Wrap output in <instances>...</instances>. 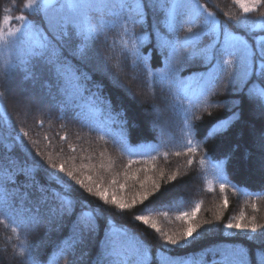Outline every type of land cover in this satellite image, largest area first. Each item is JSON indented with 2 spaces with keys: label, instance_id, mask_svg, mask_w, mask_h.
I'll return each instance as SVG.
<instances>
[{
  "label": "trees",
  "instance_id": "1",
  "mask_svg": "<svg viewBox=\"0 0 264 264\" xmlns=\"http://www.w3.org/2000/svg\"><path fill=\"white\" fill-rule=\"evenodd\" d=\"M27 2L0 0V20L26 16L44 31L63 61L91 79L75 89L66 86L46 58L33 56V48L0 50V168L5 170L0 172V264H130L145 246L151 264H158L160 250L184 264H258L264 254V107L249 93L264 87V77L246 74L243 54L226 47L225 28L255 49L257 40L264 39V27L255 30L252 22L264 26V0L250 15L234 0H175L179 7L170 20L159 4L144 0L145 21L135 25L126 24V10L116 14L120 0H91L86 5L100 9L91 16L100 34L87 42L71 28L67 34L50 30V22L62 21L54 10L59 3L45 15L25 11ZM193 4L202 6L194 19ZM207 14L215 18L217 29L211 23L205 28ZM67 17L86 26L84 9ZM197 35L199 39L185 45ZM82 43L84 59L78 52ZM6 59L12 65L7 74ZM226 60H232L230 67ZM208 70L213 72L206 84L192 89L197 75ZM36 84L49 94L50 105L45 100L16 106L12 87ZM214 125L217 130L209 135ZM68 146L74 153L66 152ZM257 146L262 152L255 151ZM255 155L262 160L260 174L251 162ZM26 157L28 163L35 157L50 171L75 161L74 175L86 186L105 190L109 199L135 198L136 204L123 212L103 206L70 181L92 206L107 208L105 216L115 221L116 231L106 237L101 219L96 234L63 254L60 242L69 236L75 215L65 217L62 225L50 222L51 201L40 203L38 186L15 171L7 174L10 161L23 164ZM37 179L45 183L42 174ZM145 191L151 195L141 204L139 194ZM152 201L157 203L145 209ZM197 205L191 245L167 244L166 236L179 237L188 227L189 221L178 217ZM141 214L160 231L135 219ZM34 217L41 222L33 223ZM237 222H254L257 230L226 227ZM21 249L26 250L21 254Z\"/></svg>",
  "mask_w": 264,
  "mask_h": 264
},
{
  "label": "snow or ice",
  "instance_id": "2",
  "mask_svg": "<svg viewBox=\"0 0 264 264\" xmlns=\"http://www.w3.org/2000/svg\"><path fill=\"white\" fill-rule=\"evenodd\" d=\"M234 3L238 5L245 14H247L255 11L262 3V0H234ZM54 4L55 0H28L24 7L25 11L31 12L33 14L44 12L45 15H47V10L50 7H53ZM156 4L160 5V10L165 13L166 18L169 20L174 17L176 9L179 7L175 0H153V6ZM67 7L73 12L79 9H84L86 26L81 28L75 19L65 17L58 24H52L50 22V30H56V28H59L63 34H67L69 28H71L74 34L81 37L84 42L89 40L95 41L100 33L91 23V16L93 12L99 11L100 9H98L95 5H81L72 2H69ZM104 7L107 8L108 6L105 5ZM144 7V0H120L119 12L116 14H123L126 10L128 13V15L125 17L126 24L128 22L132 23L133 25L143 24L145 21V15L143 11ZM201 7L202 6L198 4H193L191 6L193 19ZM12 20L13 18L9 15H5L2 20H0V45L20 48L22 47L26 36L35 35L37 39L32 49V55L40 58H46L47 63L52 67L57 76L65 81L66 86L80 89L84 87V85L81 83L82 81L86 82L91 79L87 73L80 72L77 68L68 64L66 61H63L60 58L56 48L52 45L48 36L45 35L44 31L40 29L34 22L28 20L26 16L20 15L16 17V20L22 22L21 27L12 28ZM209 23L215 24V21H206V29ZM126 24L125 32L128 30ZM187 31L191 33L192 27H188ZM225 33L228 34L227 28H225ZM205 34H207V32ZM194 39H199V35L196 37H189L185 41V45ZM233 39L238 41L240 49L247 57L251 59V64L246 66V74L248 71H251L253 75H256L258 72L261 77H264V39L257 40V47L255 49L250 48L247 42L243 39L238 37H233ZM85 47L86 43H82L78 49L81 59L85 58ZM122 47L126 49L127 45L123 44L122 42ZM225 51H227L229 55H233V52L229 51L227 48ZM257 57L259 59H257ZM225 64L230 67L232 65V60H226ZM11 67V63L6 59L4 61L5 74H7V70ZM249 95L253 99L259 101L262 107H264V87L250 90ZM232 118L236 117L234 116ZM218 123L226 124L227 121H220ZM216 130L217 128L214 125L213 128L209 130V135L213 134ZM205 138L207 139V137ZM188 143L190 145L191 141L189 140ZM189 150L191 151L192 149L190 148ZM176 154L179 155L180 153ZM189 163H191V161H189ZM10 164L12 167L7 169V174L9 176L13 174V171H15L17 174L24 175L28 181L38 186V191L41 193V204H48L49 201H51L50 207L47 209L46 217L50 220V222L62 225L65 217H72L75 215V218L72 220L69 236L65 237V239L60 242V248L58 250L63 254L74 252L76 246L78 244H82L86 237L96 234L99 231V221L101 219L105 221L106 237L116 231L115 221L110 215L105 216L107 208L103 206L113 205L115 209H119L121 212H123L126 209L134 207L136 204L135 198L131 202H127L123 199H117L115 196L109 199L105 190H101L99 188L94 190L92 187L86 186L82 180L76 178L72 171L69 170L66 172L63 165L59 166L58 171H50L40 161L36 160L35 157L32 158L31 163L27 162L26 157L23 164H20L18 161H10ZM52 167L55 168L56 166L53 165ZM4 171L5 170L3 168H0V172ZM61 173L64 175H61ZM41 174L45 181L44 184H41L37 179L38 175ZM65 177H67V179ZM70 181H74L75 185H79L80 188L85 189V191L90 196L96 197L102 202L103 206L100 204L92 206L88 200L82 198V193L77 195V193H79V189H77ZM113 183H115V181H113ZM153 187L158 189V185L154 184ZM224 187V180L221 178V191H224ZM149 195H151V193L148 191L139 194L141 204H143L144 201L148 199ZM156 203V201H152L151 204L145 205V209ZM225 207H227L226 200ZM78 208L79 211H77ZM198 212L199 205H197L195 210H193L191 213L184 212L182 217H178V219L184 218L188 220V227L180 234L179 237L166 236V243L169 245H176L178 247L190 246L194 240L193 233L196 232V226L191 223V218L196 217ZM135 219L142 221L145 225H150L157 232L160 231L159 228L156 227L155 223L150 221L149 217L146 215H137L135 216ZM243 219L244 216L241 214L240 220ZM40 222L41 220L39 218H33V223L38 224ZM0 223H2V221H0ZM226 227L229 229L236 228L241 231L250 229V231L253 233H255L257 230V226L254 222L250 225H243L240 222L235 224L229 223L226 225ZM11 231L15 233L17 231V227H12ZM119 231L127 235L125 229L120 228ZM181 239H185V243L183 245L180 244ZM249 239H255V237H249ZM25 250L26 249H21V254ZM29 259L31 260V257ZM151 259V251L145 246L139 251L137 257L133 261H130V264H151ZM156 259L158 264H184L182 260L166 254L164 250L157 252ZM259 260H264V254H262V256L258 259V264ZM32 264H35L34 260H32Z\"/></svg>",
  "mask_w": 264,
  "mask_h": 264
},
{
  "label": "rangeland",
  "instance_id": "3",
  "mask_svg": "<svg viewBox=\"0 0 264 264\" xmlns=\"http://www.w3.org/2000/svg\"><path fill=\"white\" fill-rule=\"evenodd\" d=\"M90 1L91 0H55V4L56 3H59V5L56 6L54 8V10L56 12H59V15L60 16L61 15L63 16L62 17V20H63L65 17H67V13L70 14L71 12H73V11H71L67 7V4L69 2L78 3V4H81V5H86ZM93 1H96V0H93ZM255 12L256 11L247 13V15L253 14ZM42 13H44V12H42ZM47 14H49V9L47 10ZM206 18H207V20H214L215 21V24H213L212 26H213L214 29H217V26L218 25H217V22H216L215 18L212 17V15H209V14L206 15ZM252 23H253L252 25H254L253 28L255 30L262 29L264 27L262 25V23H260V22H256V23L252 22ZM21 25H22V22H20V21H18L16 19L14 21L12 20V25H11L12 28L21 27ZM233 37H238V38L241 39V37H239V36L232 35V34L228 33L226 35V38H225L226 47L227 48L229 47L232 50H239L243 54V59H244L243 61L245 62V65L247 66V65L251 64L250 58L247 57L245 55V53L240 49L239 44H238V41L235 40V39H233ZM36 39H37V37L35 35L26 36L25 39H24V43H23L22 47H20V48L28 49V50L32 49L34 47V44H35ZM4 47H7V48L2 49ZM20 48H15V47H12V46H3V45H0V50L7 51L9 53H11V52L12 53L13 52L16 53ZM211 75H212V73H210V72L209 73H206L204 75H197V77L195 78L196 79V83H198L197 82L198 80H201V82L204 84L207 80L210 79ZM37 85L38 84H36V86H34L33 88L30 87L29 89L28 88L26 89L25 86H23V85H18V86H15L14 88L12 87L11 92H12V96H13V98L15 100V105L17 106V105L20 104L19 108L21 106H22V108H24V106L26 104L38 105L39 103H41L42 101H45V100H48V102L45 103V105H50L51 101L48 98V95L49 94L47 95L45 91H44V93H42L41 90H40V87H37ZM192 89L195 90L196 88L193 87ZM53 103H54V101H53ZM258 106H259V104H258ZM263 112H264V110H263ZM45 140L47 141V139H45ZM73 150H74L73 147L68 146L67 149H66V152L67 153L70 152L72 154V153H74ZM255 151H257V152H260L261 151L262 152L261 148L258 147V146L255 148ZM258 155H255L252 158V161L251 162H252V165H253V168H254L255 172L258 173V174H260L261 171H262V167H261L262 160L259 157H257ZM75 164H76L75 161H70V162L68 161V164H64V168L66 169L65 171L67 172V171L70 170V171H72L74 173Z\"/></svg>",
  "mask_w": 264,
  "mask_h": 264
}]
</instances>
